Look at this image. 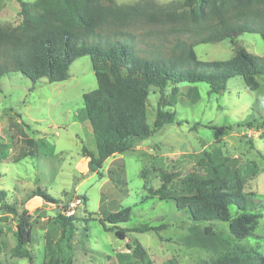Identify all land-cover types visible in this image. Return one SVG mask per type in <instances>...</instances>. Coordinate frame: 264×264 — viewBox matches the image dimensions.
<instances>
[{
    "label": "rangeland",
    "instance_id": "rangeland-1",
    "mask_svg": "<svg viewBox=\"0 0 264 264\" xmlns=\"http://www.w3.org/2000/svg\"><path fill=\"white\" fill-rule=\"evenodd\" d=\"M116 2L187 10L184 0ZM20 10L18 0H0V26L18 25ZM168 26L136 23L144 29ZM235 45L264 56V39L253 32L241 34L234 42L200 43L195 51L203 61L227 60L234 55ZM70 74L64 81H41L35 86L21 72L1 79L0 190L7 193L3 201L31 215L33 227L30 260L15 254L16 216L0 200V264H144L134 256L136 241L147 251L148 264L210 262L227 250L228 224L194 223L178 210L170 195L185 190L188 178L205 176L198 153L218 150L239 159L243 191L263 204L254 235L238 243L264 253V78L256 90L249 89L242 76L230 78L220 93L210 94L205 82L182 83L176 95L168 87L173 109L183 123L166 124L96 167L87 156L90 152L97 155L96 140L90 123L81 119L83 94L97 88L90 56L78 58ZM158 98L152 89L147 106L150 124L156 118ZM253 162L255 174L249 165ZM164 178L166 194L161 196L158 189ZM233 184L225 189L232 190ZM37 191L54 200L37 196ZM71 202L76 203L74 208ZM126 207H132L131 218L117 225L130 230L126 238H119L115 227L104 228L103 212ZM61 213L76 217L71 240Z\"/></svg>",
    "mask_w": 264,
    "mask_h": 264
},
{
    "label": "trees",
    "instance_id": "trees-1",
    "mask_svg": "<svg viewBox=\"0 0 264 264\" xmlns=\"http://www.w3.org/2000/svg\"><path fill=\"white\" fill-rule=\"evenodd\" d=\"M22 20L16 26H0V92L5 75L21 72L35 86L38 82H61L70 77V67L83 56H90L97 88L83 94L81 119L90 123L97 155L90 152L91 166L101 167L109 157L133 147L166 124H182L173 109L182 83L205 82L209 93H220L230 78L242 76L251 90L264 78V56L235 45L227 60L203 61L195 47L200 43L231 39L245 32L258 33L264 39V0H184L185 11L174 5L148 9L141 4L121 5L116 0H18ZM138 21L169 26L165 29L136 27ZM155 89L156 118L149 123L147 106ZM32 143L29 141L28 144ZM264 159V154H261ZM198 162L206 174L188 178L185 190L170 195L179 211L194 223L219 221L228 224L230 238L226 252L206 264H264V253L238 242L254 235L262 218L263 204L252 193L243 191L239 159L221 150L198 153ZM257 173L256 163H250ZM166 177V175H164ZM166 178L158 189L166 194ZM233 182V189L226 186ZM53 201L42 191H37ZM0 200L16 216L14 252L32 259L28 245L32 241L31 215ZM132 207L116 212L104 211L106 230L116 228L126 238L128 228L119 222L131 218ZM68 239L75 234L76 217L59 214ZM109 222L112 227H107ZM146 231L147 229H139ZM134 256L148 264V255L139 241Z\"/></svg>",
    "mask_w": 264,
    "mask_h": 264
},
{
    "label": "built area",
    "instance_id": "built-area-1",
    "mask_svg": "<svg viewBox=\"0 0 264 264\" xmlns=\"http://www.w3.org/2000/svg\"><path fill=\"white\" fill-rule=\"evenodd\" d=\"M75 206H76V203L75 202H71V208H74ZM67 213L70 214L69 211H67Z\"/></svg>",
    "mask_w": 264,
    "mask_h": 264
}]
</instances>
